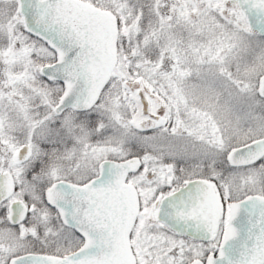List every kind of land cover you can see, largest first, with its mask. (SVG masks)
<instances>
[{
	"label": "snow or ice",
	"instance_id": "obj_1",
	"mask_svg": "<svg viewBox=\"0 0 264 264\" xmlns=\"http://www.w3.org/2000/svg\"><path fill=\"white\" fill-rule=\"evenodd\" d=\"M0 264H264V0H0Z\"/></svg>",
	"mask_w": 264,
	"mask_h": 264
}]
</instances>
